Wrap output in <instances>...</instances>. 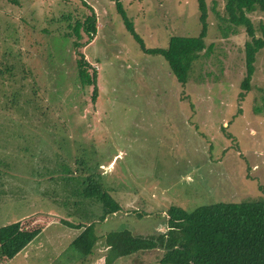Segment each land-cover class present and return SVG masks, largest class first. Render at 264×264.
Returning <instances> with one entry per match:
<instances>
[{"label": "rangeland", "instance_id": "rangeland-1", "mask_svg": "<svg viewBox=\"0 0 264 264\" xmlns=\"http://www.w3.org/2000/svg\"><path fill=\"white\" fill-rule=\"evenodd\" d=\"M120 1L147 47L201 30L197 0ZM224 2L206 0L207 48L181 83L115 0H0V225L38 228L0 264H171L157 247L119 255L102 235L164 231L171 204L264 197V46L241 98L250 37ZM87 16L92 32L78 23ZM249 16L260 36L264 12ZM81 54L97 71L95 100L78 81ZM32 85L35 96L21 89ZM90 173L121 205L104 222L83 195ZM79 223L99 233L90 254L71 241Z\"/></svg>", "mask_w": 264, "mask_h": 264}, {"label": "trees", "instance_id": "trees-1", "mask_svg": "<svg viewBox=\"0 0 264 264\" xmlns=\"http://www.w3.org/2000/svg\"><path fill=\"white\" fill-rule=\"evenodd\" d=\"M200 11L201 30L197 35L172 34L165 47H147L135 30L120 0H115L127 29L139 41L141 48L150 53L164 56L170 70L181 83L188 81L193 61L207 48L206 0H197ZM226 19L244 26L248 36L245 42V76L241 81L243 90L240 97L251 87L256 52L264 46V23L260 24L262 34L255 35V25L249 13L264 12V0H225ZM89 16V15H88ZM86 17L80 26L88 32L95 29V18ZM79 27L75 28V32ZM79 36V33L77 34ZM210 45L208 46V48ZM78 81L82 86H92L91 98L97 96V71L84 55L75 59ZM2 73V72H1ZM24 93L34 96L35 87L24 86ZM29 91V92H28ZM1 111V110H0ZM0 163H7L2 157ZM83 195L99 203V218L121 208L103 185L100 176L92 173L86 177ZM81 224H76L80 227ZM165 230L151 235L136 234L130 229L110 230L105 234L106 243L119 255H127L142 248L161 249L157 260L171 264H264V197L241 199L238 201H214L186 210L180 205L171 204L166 209ZM38 232V228H25L20 221L0 225V254L11 258L19 252ZM97 240L94 224L84 225L72 239L73 245L84 255L89 254Z\"/></svg>", "mask_w": 264, "mask_h": 264}, {"label": "crops", "instance_id": "crops-1", "mask_svg": "<svg viewBox=\"0 0 264 264\" xmlns=\"http://www.w3.org/2000/svg\"><path fill=\"white\" fill-rule=\"evenodd\" d=\"M89 199V198H88ZM89 203H88V207H90V208H94L95 210H96V212H98L99 214H100V212H101V209H100V205H99V203H96L95 201H91L90 199H89ZM100 210V211H99ZM116 212V211H115ZM114 213V212H113ZM98 214V215H99ZM111 214V213H110ZM97 215V216H98ZM62 219V218H61ZM100 219V218H99ZM105 219H106V216L103 218V222L105 221ZM63 221H67L66 220V218H64L63 219ZM80 224V223H79ZM93 224V223H92ZM84 225L85 224H81V226L80 227H76L77 229H76V233H75V236L82 230V228L84 227ZM87 225V224H86ZM95 230H97L96 228H95V226H94V231ZM97 235V237L99 236V233H97L96 234ZM102 235V234H101ZM74 236V237H75ZM102 236H105V234H103ZM73 237V238H74ZM73 238H71V239H73ZM100 238H102V237H100ZM72 241V240H71ZM106 246V245H105ZM91 253V252H90ZM89 253V254H90ZM97 256H99V254H97L96 256H94V255H91V257H92V259L94 260V262H97L98 263V261H95V259H97V258H95V257H97ZM103 261V260H102Z\"/></svg>", "mask_w": 264, "mask_h": 264}]
</instances>
